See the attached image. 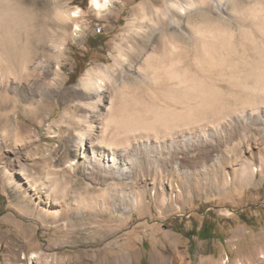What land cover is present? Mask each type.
Masks as SVG:
<instances>
[{
	"label": "rangeland",
	"instance_id": "374dc122",
	"mask_svg": "<svg viewBox=\"0 0 264 264\" xmlns=\"http://www.w3.org/2000/svg\"><path fill=\"white\" fill-rule=\"evenodd\" d=\"M92 1L27 0V14L46 24L49 38L46 37V49L41 48L43 58L51 70L60 66L57 69L63 77L54 83L52 70L53 74L50 72L45 78L46 88L36 87L33 77L13 82L16 87L7 86V93L18 100L8 112L12 123L0 128V264H148L150 260L151 264H264L260 253L261 247L264 250V112L247 109L237 116V111L217 125L209 124L207 141L199 138L197 126L189 129L191 136L195 131L189 140L183 138L180 130L181 135L176 138L153 134L140 145L131 138L130 142L136 141H132V146L137 145L133 149L141 157L138 170L132 172L141 197L136 207L112 206L100 212L86 206L83 212L92 211L94 216L91 221L76 225L69 222L73 217L57 214L62 204L60 196L52 197L57 201L53 205L54 200L40 194L42 182L55 186V176L71 186L80 180L76 192L82 196L91 188L97 195L112 188L107 182H98L97 175L86 171L81 160L93 150L106 159L112 156V147L116 148V156L123 150V143L102 139V122L108 115L115 83L105 77L107 97L101 102L94 96L79 98L78 89L73 86L88 68L104 64L112 66L119 82L135 79L146 66V58L158 52L156 37L164 26L150 25L148 19L144 25H131L130 15L140 3L164 7L166 0H111L112 5L101 10ZM221 1L224 10L216 6V0H205L202 6L206 9L207 26L220 27V33L207 31L206 45L211 47L208 57L205 54L197 60V39L189 47L190 63L194 61L192 67L195 65L192 73L201 71L205 78H221L220 85L226 87L227 79L243 76V69L250 70V65L242 68L245 61L256 66L260 51H264V10L263 14L258 10L259 15L254 12V7L264 9V0ZM13 4L16 11L24 12L19 0H13ZM60 9L67 10L70 17L57 19ZM193 16V22L189 20L195 25ZM182 18L188 25L187 17ZM192 24L188 30L195 31ZM176 28L166 25L169 32ZM192 35L197 36L195 32ZM139 50L142 56L136 61L132 53ZM115 57L122 62L121 67ZM131 65L136 68L134 72ZM43 98L46 100L40 106ZM157 99L161 113L181 105L180 100L170 96ZM230 99L231 96L227 98ZM80 101L97 109H76ZM261 105L263 109L264 104ZM142 110L144 122L151 120L149 116L154 113ZM4 113L7 114L1 109L0 119H5ZM146 117L149 118L145 120ZM161 130L165 133L166 128ZM79 132H84L85 137L77 151L74 142ZM71 163L75 170L68 166ZM245 163L259 167L246 183L240 179ZM23 172L33 181H27ZM229 175L236 176V180L226 182ZM33 254L37 256L31 257ZM251 256L250 263H246Z\"/></svg>",
	"mask_w": 264,
	"mask_h": 264
},
{
	"label": "bare ground",
	"instance_id": "6f19581e",
	"mask_svg": "<svg viewBox=\"0 0 264 264\" xmlns=\"http://www.w3.org/2000/svg\"><path fill=\"white\" fill-rule=\"evenodd\" d=\"M19 2L22 3V11L24 12L20 13L15 10L13 0H0V110L3 109L7 112V114L4 113L5 119H0V128L4 129L5 126L7 127L12 123L13 119L9 116L8 112L12 110L11 106L18 100L7 93L9 89L7 88L8 85L11 86V88L16 87V84H13V82H18L22 79L28 80L30 77H33L36 80V87L46 88L45 78L48 76L47 74L50 72L52 73V70L54 72V77L52 78L54 83H56L60 77H63L58 71L60 66L57 67L58 69H55L56 71L54 69L51 70L48 67L49 64L47 60L43 58L44 54L41 48L44 50L46 49V24L45 26L42 25L43 23L36 21V19L31 18L27 14V0H19ZM92 2L93 6L100 10L107 9L111 4V0H93ZM204 3L205 0H166L164 7L155 6L151 2L140 3L132 9L130 15L131 25H136L137 22L143 24L145 19H148L149 24L153 26L162 24L164 28L160 30L156 37L159 44L158 52L152 54L150 58H146V66L143 67L141 72L137 73V78L135 79L119 82V80L113 75L114 72H112V66L110 67L107 64H104L96 68H88L80 78L79 82L73 86L75 90L78 89L77 96L79 98L84 99L94 96L97 99L96 101L101 102L102 100H106L107 97L105 93L106 89L104 87L105 77H109V79L115 83L111 94L113 99L110 102L111 105L109 106L108 115L102 122V139L105 138V141L111 142L113 140V142L118 145L119 143H123L124 146L121 147L123 150L121 149V153L117 156L114 152L116 148L112 147V156L110 155L107 159L105 155H101L93 150L92 154L89 152V154H86V158L83 157L81 160L86 171L88 170L89 173L97 175L95 177L98 182H107L111 184L112 188L108 192L105 191L102 194L97 195L91 188L88 192L85 190V193L82 196L76 192L80 187V180L71 186L70 182L62 180L59 176H55V186L48 187L49 185L42 182V189L39 187V189H41L40 194L45 195V198H51L54 200V202H52L53 205H56L57 203L55 202L57 201L52 197H55L56 195L60 196L62 204L60 205L57 214L61 212L65 216L73 217L69 220L70 223L80 225L94 216L92 211L83 212L84 210L82 209L86 206H92L100 212H105L112 206L114 209H117L116 207L129 209L139 205L141 197L140 193L137 192V183L132 180V172L134 169L138 170L137 167L140 165L141 157L139 156L138 151L133 149L134 147H137V145H135V143L134 147L132 146L133 140L130 142L131 138L137 140L139 145L140 141L145 139V137H148V140H150L149 138L152 137L153 134L158 138H164L168 134L176 138L183 134V138L189 140L195 132L193 131L191 136V130L189 131V129L197 126L198 129H200L198 132V135L200 136L199 138H203V140L207 141V127L209 124H212V126L213 124L217 125V122H221L223 119L228 118L232 113L234 114V112L237 111L240 114L237 116H241V114L247 109L250 110L248 112H255L256 110L258 112H264V108L262 109L261 107V104H264L263 47L261 48L262 52L260 51V56L258 55L259 60L255 63L256 66L249 60L245 61L242 68L250 65V70L245 71L243 69V76L238 75L234 77L233 75L227 79L226 83L228 85L226 87L220 85L219 80L221 78H205L201 71L199 73L197 72L198 74H193L194 70L192 71V69L195 65L192 67L194 61L190 63L192 49H190L189 44L197 39L196 42H198L195 47H197L196 57L199 61V59L204 58L205 54L206 56L210 54H208V52L211 50V47L209 48V45H206V36H208L206 35L208 34L207 31L209 30L211 33L212 31L220 33L219 25L214 27H211L210 25L207 26L208 21L205 11L206 9L202 8ZM216 6L219 9L224 10V4L221 0H216ZM232 6L234 7L235 4H232ZM254 9L255 15L258 14V10H264L258 7H254ZM260 13L263 14L262 11ZM193 14L194 16L192 18H194V20L196 18L195 25L191 23L192 19L190 18ZM68 17H70V13L67 10L60 9L56 12L57 19L63 20V18ZM182 17H187L188 20H185H187L186 22L188 25L183 23ZM189 19H191V21ZM189 23L196 28L195 31L193 29L188 30L190 27ZM168 24L171 26L174 25V27L176 26L177 28L174 31L172 30V32L166 31V25ZM156 29L153 30L155 31ZM222 30L226 31L225 29ZM191 31L195 32L197 36L192 35L193 32ZM225 35H227V33ZM198 37H200L199 40ZM255 37L256 36H254V38ZM225 38L227 37L225 36ZM234 38L232 39L234 40ZM214 40L216 41V39ZM215 41L212 40L211 42ZM232 45L233 42L230 46ZM257 45L260 49L261 45ZM208 49L210 50L208 51ZM214 49L217 48H213V50ZM141 56V50L132 53V58L136 61H138ZM213 57L216 59L215 56ZM193 59L196 60V58ZM205 59L207 58L205 57ZM115 62L117 65L119 64L120 67L122 66V62L118 57H115ZM134 69L136 70V68L131 65L130 70L133 71ZM228 74L230 75V73ZM176 95H178V98H176ZM160 96L173 97L175 101L180 100L181 105L179 108H175V106L168 107L166 109L168 110L167 112L161 113L162 109L158 107L159 104L157 102V98L160 99ZM229 96H231V99L227 100ZM44 100L46 99L43 98L39 102L40 106H42ZM86 108L87 110L94 109V111L97 109L96 106L89 102L81 101L79 106L76 107V109L79 110H84ZM142 108L146 110L148 109L154 113V115L152 114V117L148 114L150 115L149 117L151 120L144 122V117L142 115L144 110H142ZM202 108L204 109L201 110ZM148 118L146 117L145 120ZM162 127L166 128L165 133H162ZM179 130L181 131V134L178 132ZM84 137V132H79L77 134L74 142L75 150H81ZM135 140L133 142H136ZM188 140L187 143L189 142ZM182 141H184V139ZM105 148L110 149L109 146ZM127 153H129V156H126ZM216 161L220 162L219 158H217ZM73 165L74 164L72 163L68 165L71 170H75ZM96 168L97 170H94ZM258 168V166L245 163L241 171L240 179L245 183L250 181L254 178ZM23 176L27 181H33L32 178H29L26 175V172H23ZM236 178V176L229 175L226 182H229L231 179L236 180ZM113 180H125V182H117V184H114V182H112ZM44 189L45 191L43 193L42 191ZM90 199H96V201L92 202ZM85 201L88 203H85ZM72 213H74V216H72ZM96 221H98V219H96ZM260 253L262 254L261 257L264 259L263 247H261ZM36 256L37 254H33L31 257ZM251 259L252 256L249 259L247 258L246 263H250Z\"/></svg>",
	"mask_w": 264,
	"mask_h": 264
},
{
	"label": "crops",
	"instance_id": "0c3cea01",
	"mask_svg": "<svg viewBox=\"0 0 264 264\" xmlns=\"http://www.w3.org/2000/svg\"><path fill=\"white\" fill-rule=\"evenodd\" d=\"M210 257H212V256H210ZM152 260L155 261V258H152ZM159 261H160L161 263H164V262H165L164 259H163V257H160V258H159ZM211 262H212V261H211ZM151 263H152V261L150 260L148 264H151Z\"/></svg>",
	"mask_w": 264,
	"mask_h": 264
}]
</instances>
